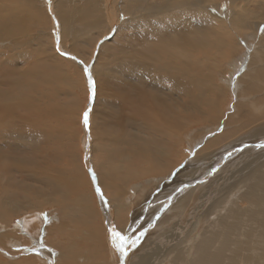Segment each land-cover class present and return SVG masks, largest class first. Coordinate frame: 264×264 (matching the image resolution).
<instances>
[{
    "label": "bare ground",
    "instance_id": "1",
    "mask_svg": "<svg viewBox=\"0 0 264 264\" xmlns=\"http://www.w3.org/2000/svg\"><path fill=\"white\" fill-rule=\"evenodd\" d=\"M119 38L128 49L138 48L105 65L117 71L101 63L92 68L98 49L115 50L110 42ZM123 47L117 50L122 55ZM63 53L77 65L61 59ZM64 64L69 71L62 75ZM47 68L56 73L47 74ZM80 68L87 78L86 69L92 71L98 87L83 159L88 182L104 191L110 221L105 218L104 260L93 246L81 256L73 253L75 264H264V0H0V246L17 250L0 247L1 254L12 262L23 258L16 264H53L51 247L63 241L46 240L47 226L68 237L80 209L92 217L96 212L88 208L90 199L80 195L78 205L71 195L75 185H90L81 170L74 175L68 164L63 170L54 164L60 153L51 144L58 129L42 121H59L60 111L53 101L40 105L38 94L28 100L22 93L64 95L63 82L76 81ZM114 83L117 88L106 92ZM126 100L134 108L131 117L125 116ZM127 120L140 121L137 127L151 133L142 140L144 148L137 135L120 134ZM75 140L66 134L68 148ZM123 156L151 159L152 165L141 174L118 167L115 176L105 169V161ZM150 174L144 185L123 186ZM23 180L41 185L31 188ZM11 188L35 194L27 209L55 206L58 213L48 214L46 222L38 209L15 219L24 205L11 200ZM113 225L133 238L144 232L126 258L113 245ZM34 247L38 255L21 256ZM68 257L62 252L59 260Z\"/></svg>",
    "mask_w": 264,
    "mask_h": 264
},
{
    "label": "rangeland",
    "instance_id": "2",
    "mask_svg": "<svg viewBox=\"0 0 264 264\" xmlns=\"http://www.w3.org/2000/svg\"><path fill=\"white\" fill-rule=\"evenodd\" d=\"M114 36V35H113ZM113 36H111L110 37V40L113 38ZM115 38V37H114ZM113 42V43H112ZM111 45L112 44H114V45H116V51L119 49V47H123V49H126V50H124V52H123V54L124 55H122V51L120 52V51H117L118 52V54H117V56H112V57H108V55H113V53H115L116 51L115 50H109L108 48H106L104 51H100L99 49H98V51L96 52V54H94L93 55V57H92V62H91V64H92V68H93V66H94V64L96 63H99V65H100V63H101V65L102 66H104V68L105 69H108L109 70V68H111L110 70H112L113 69V65L112 66H108V68H106L105 67V65L106 64H110V62H111V60H113L115 57H120V58H124V59H126L127 58V56L129 55V53H132V52H134V49H137L138 48V46H136V48L135 47H133V48H127L128 47V44H127V42H124V41H122V39L121 38H119L118 40H117V43L118 44H115V42H114V40H112L111 42ZM61 44V43H60ZM67 45H69L68 43H67ZM118 45H120V46H118ZM61 46L63 47V48H65V51H66V46L64 45V44H61ZM131 47V46H130ZM100 48V47H99ZM132 49V50H131ZM56 51V50H55ZM67 51H69L70 52V50H68L67 49ZM66 51V52H67ZM89 51H90V49H89ZM89 51H88V53H87V55L89 56ZM57 52V51H56ZM99 52H101V53H99ZM104 52H107V56H105L104 55ZM25 53H27V54H33L34 52H33V50H28V51H25ZM58 53V52H57ZM71 53V52H70ZM59 54V53H58ZM72 55H74L73 53H71ZM99 54V55H98ZM59 55H62V54H59ZM104 55V57H101V56H103ZM38 56H40L41 57V55L39 54ZM123 56V57H122ZM101 57V58H100ZM98 58H99V60H98ZM61 59H63V60H66L67 59V61L69 62H72L71 64H73V65H77V64H75V62H74V59H69L68 57H66L65 55H63V56H61ZM83 60V59H82ZM86 60H84V62H85ZM106 61V62H105ZM69 62V63H70ZM104 62V63H103ZM25 65H27V63L25 62ZM34 65H31V67L30 68H32ZM64 66H66V67H64ZM68 66L67 65H62V69H63V71H62V75L64 74V72H67V71H69L68 69H64V68H67ZM82 71V72H80V71ZM78 70V74L77 75H73V76H76L75 78H77V80L76 81H64L63 82V90H64V95L63 94H61L60 96H58V97H55V98H43L42 97V95H41V93L42 92H44V93H46L47 92V90H42V91H39V92H33V91H30V90H27V91H23L22 90V93L24 94V95H27V98H28V100L34 95V94H38V101H37V103H39L40 105L42 104V105H50L51 103H52V101H53V105H55V107L57 108V110H58V112H59V118H60V120L58 121V120H56V118H53V123L51 122H49V120L48 119H44L43 121H42V125L43 126H48L49 124L52 126V127H55V128H57L58 129V132L57 133H55L54 135H53V142H52V144H51V149H53V150H55V151H59V153H60V156H59V158L58 159H53V161H54V164L56 165V166H58L60 169H65L66 168V166H67V164H68V171L70 170V171H73V173H74V175H75V170H77V171H79V170H81V173H82V175H83V178L85 179V178H87V179H85V180H87V182L89 181L90 182V176H88V173H87V167H86V160L85 159H83V156H84V141L82 140L83 139V135L85 134V127H84V125H83V122H81V119H82V113H83V110L84 111H88L89 109H90V117H92L93 116V111H94V109L93 108H95V106H96V102H97V100H98V87H97V83H96V80H95V76H92V78H93V80H94V82H95V96L93 97L92 96V89H91V85H90V82L88 81V78H87V76H86V72H84L83 70H82V68H80ZM114 71H117L116 69H113ZM46 71H49L47 74H50V75H53V74H55L56 72L54 71V70H52V69H46ZM91 71V70H90ZM71 72V71H70ZM84 73V74H83ZM91 74H92V71H91ZM79 75V76H78ZM93 75V74H92ZM115 75H117V74H115ZM82 78H81V77ZM118 76V78H116L117 79V81L120 83L121 81H124L123 80V78H125V77H123V78H121V76L120 75H117ZM84 77V78H83ZM81 79V80H80ZM84 82H83V81ZM78 81V82H77ZM82 83H81V82ZM87 83V84H86ZM77 84V85H76ZM76 85V86H75ZM75 86V87H74ZM85 86V87H84ZM87 86V87H86ZM79 87V88H78ZM102 88H104V86H102ZM108 88H110V90L109 91H106V92H109V93H111L115 88H117V84L116 83H114V84H112L111 86H108ZM76 89V90H75ZM104 92H105V90H104ZM114 92H117L116 93V95H118V96H121V93L119 92V91H114ZM72 93V94H71ZM77 93V94H76ZM78 95V96H76V95ZM23 95V96H24ZM81 95V96H80ZM45 96H46V94H45ZM76 96V97H75ZM80 97V98H79ZM84 97V98H83ZM43 98V99H42ZM75 98V99H74ZM83 99H84V101H83ZM45 100V101H44ZM73 100V101H72ZM33 102L35 101L34 99L32 100ZM51 101V102H50ZM36 102V101H35ZM125 102V104H126V107L127 108H129V111H126V113H125V116L126 117H131V115L133 114L132 112H134V108H132V103H131V101H128V100H126V101H124ZM48 103V104H47ZM99 103H100V106H102V104H101V102H100V100H99ZM87 104H88V106H87ZM81 105V106H80ZM86 110H85V109ZM89 108V109H88ZM133 110H132V109ZM144 108V110H145V106H142L141 108H140V111H141V109H143ZM147 109V108H146ZM68 110H70L69 112H68ZM76 110H78V111H76ZM112 110V109H111ZM110 109H108L107 108V111L110 113V114H112V111H111ZM30 111H36L35 109H30ZM77 114V115H76ZM29 119H31V120H36L37 119V116L35 115V114H29ZM40 120V119H39ZM67 120V121H66ZM40 122H41V120H40ZM140 121H138V122H134V121H131V122H129L128 120L127 121H125L122 125V127H121V129H120V134H123L122 136L123 137H126L127 138V136L129 137V135L131 136V134H135V135H137L136 136V138L138 139V141H140V143H141V145L143 146V144H142V140L145 138V139H147L148 138V136L151 134H149V133H147V131H145V130H143V128H142V125H138V127H137V125L136 124H138ZM134 123V124H133ZM133 127V128H132ZM136 127V128H135ZM112 128V129H111ZM132 128V129H131ZM66 129V130H65ZM107 129L109 130V131H111L112 133H113V129L115 130V128L114 127H107ZM129 129V130H128ZM136 129H138V130H136ZM121 130H123V131H121ZM135 130H136V132H135ZM142 130V131H141ZM84 131V132H83ZM137 133V134H136ZM144 133V134H143ZM66 134L68 135V134H73V137H75L76 138V140H75V143H74V145L73 146H71L70 148H68L67 146H69L68 145V143H67V141H66ZM90 134L92 135V133L90 132ZM78 137V138H77ZM139 137V138H138ZM155 137V142H154V145H156L157 144V142H158V139H157V137L156 136H154ZM79 139V140H78ZM128 139V138H127ZM1 141V140H0ZM38 146L39 147H42L43 146V144L42 143H38ZM143 148H144V146H143ZM59 149H61L62 151H60ZM11 151H13L14 152V149L13 148H11L10 149ZM9 151V150H8ZM8 151H6V153L5 154H8ZM70 152V153H69ZM4 154V155H5ZM2 156L0 155V159H2L1 158ZM93 159V158H92ZM143 160V161H142ZM142 160H140V159H136L135 157H133V156H131V157H128V156H123V157H121V158H117L116 160H107V161H105V166H107V168H105L107 171H109L110 173H114L117 169H118V167H119V169H121L122 168V170H127L128 172H130V173H135V171H136V173H140L141 174V170L143 169V168H146V167H149V165H152V162H151V159H149V161L146 159V158H142ZM145 160V161H144ZM138 161V162H137ZM123 164H122V163ZM129 162V163H128ZM141 162V163H140ZM144 164H143V163ZM147 162V163H146ZM112 163V164H111ZM141 164V165H140ZM110 165V166H109ZM118 165V166H117ZM53 165H49V166H46V167H52ZM76 168V169H75ZM136 168V169H135ZM93 170V169H92ZM117 171H116V173H115V176L117 175ZM135 175H137V174H135ZM151 176V174L149 175V176H142V178H138V177H134L132 180H130V181H128L129 183H124V187H126V188H131L134 184H140V186L141 185H144L143 184V178L144 179H147V178H149ZM152 176L154 177L155 175H153L152 174ZM138 178V179H137ZM141 179V180H140ZM137 180V181H136ZM69 182H71V179H69ZM88 182V183H89ZM136 182V183H135ZM21 183H23L24 185H26L27 186V184H29L28 186H30L31 188H34L35 186H40L41 185V183L40 182H38V181H32V180H23ZM85 183V182H84ZM90 184V183H89ZM91 185V186H90ZM90 185H86V186H82L81 185V187H79L78 185H75V189L73 190V193L71 194L73 197H75V199H76V201H75V203L76 204H78L79 203V201H78V196H80V197H83V196H85L86 198H88V199H90V204L91 205H89V207L88 208H90L91 210H93V212L94 211H96V212H94V214H93V217H92V215H87L88 213H86V212H84L83 210H79V214H80V218H79V222L78 221H76L75 222V220H72L71 219V226H72V231H71V236H66L64 233H62V234H60V235H58V233H56L55 231H54V227H52L51 225H49V226H47V230H46V240H50L51 238H60V240H62L63 241V245H59L58 247L59 248H56L55 246L54 247H51V248H53L52 250H53V253H51V256L50 257H52L53 258V260H52V262H53V264H75V262H74V259H73V253H75L76 251H77V253H78V255H83L84 254V251H86V250H88V251H86V252H91L92 250H95V249H93L94 247H96L97 249H98V251H96L95 250V254H98L99 256L98 257H100L101 258V261L102 260H104V258L102 257V252L103 253H106V248H105V246L103 245V247H101L102 246V244H103V236L104 235H106V233H107V224H106V222H105V218L107 217V219H108V221H110V219H109V216H108V212H107V216H106V210H105V208L107 209V211H108V208L107 207H105L104 206V203L103 202H101V197H100V191H102V192H104L103 191V189H99V190H97V188H96V186L95 185H93V184H90ZM0 186H2L3 187V185H1L0 184ZM130 186V187H129ZM13 187V186H12ZM14 188H16L15 186H14ZM79 188V189H78ZM14 189L13 188H11L10 189V191H8L9 192V194H10V196H11V200H15L16 202L17 201H19V200H22V205H24V207H23V209H21V210H18V211H16V217H15V219L18 217V215L17 214H19V212H23V213H26L27 214V212L28 213H31V212H34V211H38V210H44L45 211V214L47 215V217H48V214H50V213H53V212H57L58 213V211H56V210H54V209H56L55 208V206H53V208H52V206H46V207H43V208H37V209H35V208H33V209H27V204L28 203H30V202H34V201H36V198H35V194H29L28 196H25L26 194L25 193H15L14 194V192H12ZM45 194H48V192H44ZM77 194V195H76ZM99 195V196H98ZM98 198H97V197ZM21 197H23V199H21ZM45 198H47L45 195H44V199ZM99 199V200H98ZM92 201V202H91ZM94 201V202H93ZM97 201H99V202H97ZM92 203H93V205H92ZM95 204H97V206L95 205ZM79 205V204H78ZM96 206V207H95ZM155 206H157V207H159V205L158 204H156ZM95 207V208H94ZM100 207V208H99ZM29 208V207H28ZM93 208V209H92ZM99 208V209H98ZM46 209V210H45ZM51 210V211H50ZM97 210H100V211H97ZM102 210V211H101ZM101 212V213H100ZM83 213H86V215L85 214H83ZM45 214H44V216H45ZM100 214V215H99ZM149 215V214H148ZM100 216V217H99ZM113 216H115V217H113ZM82 217V218H81ZM88 219H87V218ZM91 217V218H90ZM97 217H99V218H97ZM129 217V216H128ZM84 218V219H83ZM86 218V219H85ZM111 218H112V220H114L113 221V224H115V225H117V222H118V216L115 214H113L112 216H111ZM116 218H117V220H116ZM62 219V218H61ZM81 219H83V221L81 220ZM92 219V220H91ZM129 219V218H128ZM144 219H147V215L145 216V218ZM102 220V221H101ZM45 221V220H44ZM73 221V222H72ZM91 221V222H90ZM94 221V222H93ZM97 223H96V222ZM144 221V223L146 222L145 220H143ZM46 222V221H45ZM88 222V223H87ZM94 224H93V223ZM82 223V224H81ZM92 225V226H91ZM106 225V226H105ZM45 226V227H46ZM49 227V228H48ZM86 228L85 229V234L86 235H84V233L82 232V228ZM90 229V230H89ZM98 229V230H97ZM106 230V231H105ZM10 232H14V231H10ZM73 232V233H72ZM81 232V233H80ZM56 234V235H55ZM64 234V235H63ZM74 234V235H73ZM68 235V234H67ZM73 235V236H72ZM93 235L94 236H97L98 238H95V242H93V240H94V238H91V237H93ZM44 236V235H43ZM42 236V237H43ZM64 236V237H63ZM63 237V238H62ZM66 237V239H64ZM83 237V238H82ZM74 238H77V239H74ZM70 239V240H69ZM81 239V240H80ZM85 239V240H84ZM73 240V241H72ZM84 240V241H83ZM92 240V241H91ZM68 241V242H67ZM70 241V242H69ZM79 241L81 242L80 244H78L79 243ZM90 243H89V242ZM99 241V242H98ZM93 242V243H92ZM97 242V243H96ZM84 243V244H83ZM86 243V244H85ZM97 244V245H96ZM75 245V246H74ZM85 246V247H84ZM94 246V247H93ZM3 250H6V251H10V252H13V253H15L17 250H15V248H13V247H9L8 245H6V246H4V247H2V246H0ZM82 247V248H81ZM63 248H64V250H63ZM76 248H77V250H76ZM79 248V249H78ZM58 251H57V250ZM63 250V251H62ZM66 250V251H65ZM75 250V251H74ZM1 251V250H0ZM73 251V252H72ZM100 251V252H99ZM29 253H26V254H22L21 256H27V255H38L36 252H33V251H31V250H29L28 251ZM62 252L64 253L65 252V254L67 255V256H69L68 257V260L67 259H62V260H59L60 258H59V256H60V254H62ZM70 252V253H69ZM86 255H87V253H86ZM58 258V259H57ZM15 259H19V257L18 258H15ZM23 260V258H21V259H19V260H16L15 262H12V260L10 261V259L8 258V257H6V256H4L3 254H1V252H0V262H2L3 264H16L17 262L19 263V262H21ZM48 260V259H47ZM57 261V262H56ZM11 262V263H10ZM70 262V263H69ZM37 264H41V262L38 260V263Z\"/></svg>",
    "mask_w": 264,
    "mask_h": 264
},
{
    "label": "snow or ice",
    "instance_id": "3",
    "mask_svg": "<svg viewBox=\"0 0 264 264\" xmlns=\"http://www.w3.org/2000/svg\"><path fill=\"white\" fill-rule=\"evenodd\" d=\"M49 3H51V0H49ZM225 7H227V5H225ZM58 24V22H57ZM57 35H59V33L57 32ZM64 55H69L68 53H63ZM73 59H75V57H72ZM88 71V79L91 85V89H92V96H95V82L92 79V75H91V71L90 69H86ZM83 123L85 125L86 129H89L90 131V109L88 111H85V113L83 114ZM262 147H264V145H262ZM95 173L93 172V175ZM100 196L102 199H104V195L103 192L100 191ZM105 203H107V201L105 200ZM45 221H47V215L45 214L44 216ZM111 231V237H112V242L113 245L115 247V249L120 253L122 258H126L129 254V250L130 248H135L137 246V244L140 242V237H142L144 235V232H140L138 236H136L135 238L127 235L124 232L118 231L116 229V227L113 225L112 228L110 229ZM43 241L41 240L39 242V247H43ZM31 251L33 252H38V248H32Z\"/></svg>",
    "mask_w": 264,
    "mask_h": 264
}]
</instances>
